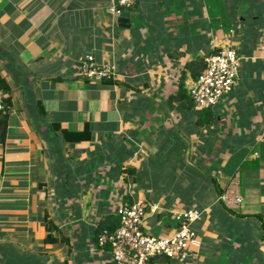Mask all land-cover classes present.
<instances>
[{
	"label": "crops",
	"instance_id": "obj_1",
	"mask_svg": "<svg viewBox=\"0 0 264 264\" xmlns=\"http://www.w3.org/2000/svg\"><path fill=\"white\" fill-rule=\"evenodd\" d=\"M115 7L0 0V264H111L93 233L136 202L162 238L173 212H201L185 260L148 264H264V0H135L127 25ZM226 45L240 58L237 86L198 125L178 88L195 80L187 64L201 73ZM87 54L115 75L77 76ZM45 217L58 242L44 241Z\"/></svg>",
	"mask_w": 264,
	"mask_h": 264
},
{
	"label": "built area",
	"instance_id": "obj_2",
	"mask_svg": "<svg viewBox=\"0 0 264 264\" xmlns=\"http://www.w3.org/2000/svg\"><path fill=\"white\" fill-rule=\"evenodd\" d=\"M134 2L135 0H117V7L112 12L120 14L122 10L131 8ZM239 60L236 50L230 45L205 57L204 69L187 88L196 109L215 106L237 86ZM114 75L111 63L97 62L91 54L79 59L77 76L80 78L101 81L111 79ZM4 98L5 93L0 87V111L4 109ZM234 201L237 206L240 196H235ZM116 214L119 216L118 226L111 232H99L97 242L93 245L99 251L108 248L113 264H148L157 256L183 261L188 257L191 246L199 243L191 229V223L201 214L197 208L173 212L176 229L171 236L164 238L153 236L144 230L146 209L143 203H119Z\"/></svg>",
	"mask_w": 264,
	"mask_h": 264
},
{
	"label": "trees",
	"instance_id": "obj_3",
	"mask_svg": "<svg viewBox=\"0 0 264 264\" xmlns=\"http://www.w3.org/2000/svg\"><path fill=\"white\" fill-rule=\"evenodd\" d=\"M196 67H200L202 69L203 65L201 64V62H191L189 64H187V68H189L192 71V75L194 76V79H196L199 75V73L197 74L196 72ZM176 101L178 102V104L183 107V108H191L193 107V102L191 100V98L189 97V95L187 94L186 90L183 87V84H180L179 88H178V92L176 94L175 97ZM201 114L198 115L197 118V124L201 125V124H211V122L213 121V114L211 112L210 107L209 108H205L202 109ZM200 123V124H199ZM7 124V112H5L4 110L0 111V140L3 139L4 136V130ZM213 184L216 186V183L213 181ZM217 189V193L218 195L222 194V189L218 188L217 186L215 187V190ZM131 204V203H128ZM119 224V216L116 215H108L106 217H103L99 220L97 228L95 229V232L93 233V236L91 238V242L93 245L96 244L97 242V235L99 234V232H101L102 230H107L109 232L113 231ZM56 229V227L54 226V224L51 222V220L48 219V217H45V237H44V241L46 243H50V242H58V239L54 236V230ZM62 242L64 243H69L67 239L62 238L60 239ZM108 249V248H105ZM70 250V248L68 249V251ZM151 261V260H150ZM149 261V262H150ZM111 264H113L111 262Z\"/></svg>",
	"mask_w": 264,
	"mask_h": 264
},
{
	"label": "water",
	"instance_id": "obj_4",
	"mask_svg": "<svg viewBox=\"0 0 264 264\" xmlns=\"http://www.w3.org/2000/svg\"><path fill=\"white\" fill-rule=\"evenodd\" d=\"M128 21H129L128 13L127 12H121L119 14L118 22L125 23L127 25Z\"/></svg>",
	"mask_w": 264,
	"mask_h": 264
}]
</instances>
